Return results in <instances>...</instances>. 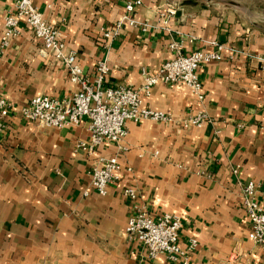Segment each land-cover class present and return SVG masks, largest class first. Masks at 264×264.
<instances>
[{"label":"crops","instance_id":"obj_1","mask_svg":"<svg viewBox=\"0 0 264 264\" xmlns=\"http://www.w3.org/2000/svg\"><path fill=\"white\" fill-rule=\"evenodd\" d=\"M129 1L34 5L77 54L91 83L105 61L106 87L140 88L144 72L155 74L174 57L173 42L186 55L216 51L217 43L221 57L199 70L202 100L183 83L159 84L144 98L172 123H128L122 145L83 151L78 145L90 140L87 122L56 129L22 117L33 98L71 96L79 85L28 29L3 48L5 20L16 12L13 0H0V95L12 107L8 117L0 116V264H175L166 256L150 261L146 248L128 236V221L139 208L155 219H182L181 248L197 240L188 264H264L263 248L248 236L242 194L247 182L264 185V26L199 0H143L132 14L136 25L126 22L105 38ZM169 1L180 6L164 25L157 10ZM186 1L193 4L183 6ZM199 113L208 116L207 124L183 126ZM113 157L120 179L101 196L91 173ZM126 189L138 198L131 201ZM258 199L264 207V196Z\"/></svg>","mask_w":264,"mask_h":264},{"label":"built area","instance_id":"obj_2","mask_svg":"<svg viewBox=\"0 0 264 264\" xmlns=\"http://www.w3.org/2000/svg\"><path fill=\"white\" fill-rule=\"evenodd\" d=\"M16 14L5 20V33L2 38L3 48L22 30H30L43 44L44 52H51L55 59L63 63L71 77V81L79 85V89L71 96L63 98L39 96L21 109L22 117L44 128L63 129L88 123L90 140L81 142L78 148L83 151L95 149L103 144L122 145L128 135L127 124H141L146 121L169 124L173 122L170 114L147 108L144 98L152 94L159 84H185L198 99L202 100L203 85L199 78V70L213 61L219 60L223 46L214 43L216 51H195L183 53V45L173 42L170 49L174 57L162 64L155 74L143 73V84L140 88L120 86L106 87L109 67L105 61L97 65V77L93 83L85 78L79 66L77 54L68 51L59 30L44 19L34 5V0H13ZM143 6V0H130L126 5V14L115 26V31L104 33L110 39L117 35L122 25L128 22L136 25L132 14ZM180 4H165L157 10V16L164 25L173 18ZM147 28V27H146ZM264 73V58L260 59ZM12 107L0 95V116L8 117ZM204 113L189 115L183 120L185 128H202L209 122ZM120 164L116 157L102 161L91 173L93 188L106 196L113 182L119 181ZM243 205L249 220V239L260 245L264 252V207L258 196H264V185L247 182L242 188ZM125 196L131 201L138 198L133 189H126ZM183 228L182 219L172 214H164L153 218L145 208L137 209L129 219L126 232L132 241L140 242L147 250L148 259L154 261L160 256L175 264H188V255L197 247V240L192 239L188 248L180 246V234ZM230 264V263H229Z\"/></svg>","mask_w":264,"mask_h":264},{"label":"rangeland","instance_id":"obj_3","mask_svg":"<svg viewBox=\"0 0 264 264\" xmlns=\"http://www.w3.org/2000/svg\"><path fill=\"white\" fill-rule=\"evenodd\" d=\"M173 1V0H172ZM208 6H220L227 10H236L247 21L264 26V0H199ZM173 2H168L171 4Z\"/></svg>","mask_w":264,"mask_h":264},{"label":"water","instance_id":"obj_4","mask_svg":"<svg viewBox=\"0 0 264 264\" xmlns=\"http://www.w3.org/2000/svg\"><path fill=\"white\" fill-rule=\"evenodd\" d=\"M192 4H193V2H191V1H186V2L183 3V6H190V5H192Z\"/></svg>","mask_w":264,"mask_h":264}]
</instances>
